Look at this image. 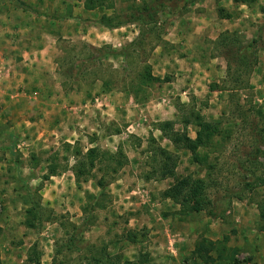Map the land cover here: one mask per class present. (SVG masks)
Wrapping results in <instances>:
<instances>
[{"label":"rangeland","instance_id":"374dc122","mask_svg":"<svg viewBox=\"0 0 264 264\" xmlns=\"http://www.w3.org/2000/svg\"><path fill=\"white\" fill-rule=\"evenodd\" d=\"M22 1L63 18L0 0V82L12 74L18 86L5 82L0 89L1 264H31L27 253L34 244L41 264H52L67 222L80 227L83 248L58 255L57 264L87 263L97 253L135 264H207L197 247L202 241L216 243L209 249L213 264H264L258 212L264 198V0H101L94 9H85L83 0ZM141 6L148 8L145 15L155 13V23L129 21ZM102 14L123 23L105 27L98 23ZM150 26L153 32L128 56L94 65L85 60L92 47L122 50ZM224 33L242 42L257 39L256 61L240 89L215 43ZM147 64L167 81L139 85ZM26 69L28 75L19 76ZM191 111L222 121V134L200 149L207 164L192 160L182 138L195 137L196 126H184ZM165 122L171 124L163 131ZM158 145L176 156L172 175L158 173L151 153ZM91 147L118 153L123 166L113 172L103 161L77 181L73 166ZM51 162L58 172L43 179ZM189 176L215 183L207 189L215 214L180 213L165 195ZM99 178L107 180L104 189ZM33 194L55 218L36 228L24 223Z\"/></svg>","mask_w":264,"mask_h":264},{"label":"trees","instance_id":"16d2710c","mask_svg":"<svg viewBox=\"0 0 264 264\" xmlns=\"http://www.w3.org/2000/svg\"><path fill=\"white\" fill-rule=\"evenodd\" d=\"M16 3L23 7L26 10H30L37 15H43L46 17H50L53 19H61L63 18L60 15H47L42 14L37 9L33 8L26 2L22 0H15ZM101 0H83V6L85 9H94L98 6V3ZM240 3H249L254 0H234ZM148 8L146 6H141L138 10V15H134L133 18L129 21L131 22H141L142 24L149 25L151 23H155V13L144 14ZM221 11V10H220ZM223 16L229 14H221ZM116 22H113V21ZM98 23L108 27L114 28L123 23V21H119V19L115 16H108L106 14H102ZM153 32V26H150L147 29L140 30L138 35L129 43H127L122 50H114L110 48V46L104 47H92L90 52L85 57V60L92 63L94 65L95 61L102 59L107 56H116L123 55L128 56L130 52L137 50L138 47L143 43V39L145 35ZM216 46L221 50V54L226 59V70L227 75L232 79V83L235 88H243L244 80L243 77L249 73V70L253 66L256 61V47H257V39L253 38L250 41L242 42V40L236 34L224 33L218 37L216 40ZM74 60L71 59L68 62V69L71 70L74 65ZM144 73H139L137 75L139 85H149L156 82H165L167 81L165 77L160 78L158 76H154L150 71V65L144 66ZM80 65L76 66V74L80 72ZM74 75V74H73ZM192 123L196 126L195 137L190 138L187 136H183L182 138L185 140V146L189 149L192 160L197 164H207L206 157L200 152L201 148H205L211 143L216 136H219L223 132L222 121L220 119H207L204 115H202L199 111H191L186 120H184V126ZM170 122H165L162 130L165 131V127L169 126ZM177 135L178 133L175 132ZM181 139L179 136L174 137V141L177 142ZM264 139L262 138V141ZM256 150L260 152V148L257 146ZM152 160L157 164V169L159 167L158 173L160 172L161 177H165L167 175H172L174 172V167L176 166V156H173L172 153L161 147L156 146L152 149ZM79 160H77L74 164V174L77 181H81L84 175H89V172L94 166L98 163L110 162L108 163L110 169L113 172H116L120 167L123 166L124 162L122 158H120L118 153L112 154L107 151H102L97 147L88 148L85 153H79ZM57 166L55 163H50L48 165V173L43 176V179H49L50 176L57 174ZM87 179V177H84ZM262 181L264 179L260 178ZM211 182V180H210ZM107 184V180L104 178H99L97 180V185L104 189ZM215 183L210 184L209 180L204 177H192L189 176L186 179L180 180L177 179L172 185H170L165 191V195L169 196L174 202L179 205L180 213H188V212H199V211H208L210 214H215V210L213 209V201L208 196L207 189L209 186L214 185ZM250 183H247L249 185ZM39 189V188H38ZM89 198H93V194H88ZM258 212L260 218V229L264 230V198L261 199L258 203ZM54 218L51 210H47L43 207L40 201V196L35 194L31 197V205L25 211V220L24 223L27 227L36 228L41 227L44 221L49 222ZM65 229L69 230L65 233L66 237L63 239V242H57L56 250L54 255V260L52 264H57V256L64 254H72V253H80L82 250V243L79 234L80 227L72 222H67L63 224ZM1 226H0V234H1ZM131 241H134V235L128 234ZM227 237H224L226 240ZM200 251V257L207 264H213L214 258L209 253V249H215L216 243L213 241H208L207 243L202 241L197 246ZM116 258H112L108 253H100L95 254L90 258V261L87 263L78 262L77 264H135L130 260H122L118 256ZM27 260L31 264H41L40 261V252L36 248V245H32L27 253ZM236 263V261H235ZM1 264V259H0ZM60 264H68L63 261Z\"/></svg>","mask_w":264,"mask_h":264},{"label":"crops","instance_id":"0c3cea01","mask_svg":"<svg viewBox=\"0 0 264 264\" xmlns=\"http://www.w3.org/2000/svg\"><path fill=\"white\" fill-rule=\"evenodd\" d=\"M28 70L29 69H26L24 72H20V71H18L17 73L19 74V76H27L28 75ZM7 72V71H6ZM9 74H7V76H8ZM10 77V79H8V80H6V79H4L3 78V82H0V89H1V87L3 86V84L5 83V82H8V87H15V88H17L18 86H16V84H17V82L16 83H14V80H15V78H14V75L12 76V74L9 76ZM12 78V79H11ZM16 80H18V79H16ZM21 80V79H20ZM25 82L27 83V82H29L28 80H25ZM6 87V86H5ZM14 88V89H15ZM6 89H7V87H6ZM30 123H31V121H30Z\"/></svg>","mask_w":264,"mask_h":264}]
</instances>
